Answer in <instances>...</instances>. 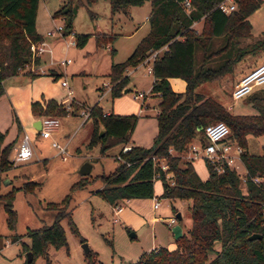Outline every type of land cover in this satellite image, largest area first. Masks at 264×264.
<instances>
[{"label":"trees","instance_id":"trees-1","mask_svg":"<svg viewBox=\"0 0 264 264\" xmlns=\"http://www.w3.org/2000/svg\"><path fill=\"white\" fill-rule=\"evenodd\" d=\"M109 1L112 13L124 15H128L132 6L145 2L150 5L148 34L124 62L111 64L106 79L111 97L120 95L128 84L126 71L143 64L153 52L161 50L151 63L154 81L150 92L158 97L157 134L150 148L131 146L126 153L121 152L124 162L119 161L112 174L101 177L102 187L96 195L112 207L127 199H151L157 178L161 183L162 198L189 201L190 225L173 241L174 248L153 249L132 264H264V145L260 154L252 155L247 151L248 136H264V95L251 98L255 114L239 115L196 92L200 83L222 77L246 52L264 47V39L252 46L240 45L242 40L250 37L248 16L258 9L261 0H230L234 8L229 13L218 8L226 0H188L187 8L182 7L183 0ZM39 2L0 0V96L4 93L3 82L17 76L20 69L32 61L31 44L43 40L36 30ZM74 3L75 0H66L51 17L62 18L63 36L73 34L75 45L83 46L88 35H78L73 30ZM78 4L80 0H77ZM197 22L201 23L199 31L192 27ZM96 39L98 48L111 45L112 37L98 36ZM34 62L38 64L39 58ZM176 78L184 83L181 93L170 87L169 79ZM86 110L94 125L89 147L97 142L104 147L114 143L127 145L137 116L105 114L98 104ZM66 111L65 105L54 99L31 104V113L35 117L64 116ZM214 122L224 123L229 129L228 138L242 149L239 160L245 171L243 188L234 169L224 167L218 173L203 160L207 176L202 180L194 172L191 162L181 163L178 155L170 153L182 152L195 138L204 144L203 128ZM21 132L17 124V135ZM3 142L4 134L0 133V172L13 165L9 156L15 140L7 145ZM152 156L162 159L167 169L161 171L154 167ZM254 178L258 183L252 182ZM39 186L37 182L27 181L20 189L31 193ZM16 190L0 194L9 230L14 229L16 222L12 204ZM66 204V201L48 204L56 211L53 222L27 231L30 245H24L23 251L31 252L32 260L25 264H33L37 256H45L48 261L49 246L59 249L67 245L61 220L66 219L72 234L78 235ZM251 234L260 237L248 240ZM85 257L87 264H102L90 251Z\"/></svg>","mask_w":264,"mask_h":264},{"label":"rangeland","instance_id":"rangeland-1","mask_svg":"<svg viewBox=\"0 0 264 264\" xmlns=\"http://www.w3.org/2000/svg\"><path fill=\"white\" fill-rule=\"evenodd\" d=\"M65 1L40 0L37 24L40 32L46 31L47 24L51 25L50 29L58 25L63 26L62 18L53 19L51 16ZM74 4L75 9L72 17L74 32L78 35H88V39L83 46H71L69 54L72 63L59 68L64 72L59 78V83L61 85L62 81L67 82L68 87L73 91L72 101L69 105H65L67 115L40 117V119L57 118L60 123L59 128L51 133L48 140H44L39 131L30 127L28 119L24 118L22 111L16 115L14 112L5 111L4 105H8V101L0 99V133L4 134V145L11 142L10 135L17 131V124H19L20 127L26 128V134L30 138L34 152L30 161L10 165L8 169L0 172V194L3 195L13 189H18L12 202L16 212L13 230H9L7 227L6 213L3 202L0 201V264H25L26 252L23 251V246L30 245V239L26 235L27 231L50 225L55 218L56 211L49 208L48 204H62L66 201V211L71 213L78 235L72 234L66 219L61 220L67 245L59 249L49 246L47 249L48 261L45 256H37L33 264H87L82 248L83 243L87 244L89 251L102 264H132L142 254L154 248H170L177 237L175 236L176 228L173 229V227L181 229L183 226L188 228L190 225L189 201L162 198L161 183L157 178L153 184V198L129 200L131 203L140 201L141 207L139 212L133 210L131 204H127L126 211L132 210L131 213L134 215L128 222L121 216H114L112 206L96 195V191L102 187L101 177L114 172L119 164L116 157L120 155L125 145L114 143L104 147L103 144L97 142L89 147L94 125L90 118L81 116V112L86 110V106L90 107L94 103H98L104 112L137 116V122L127 146L150 148L157 134L158 97L147 92L153 80L151 70L148 69L151 62L129 68L126 71L128 77L126 93L122 91L120 95L113 98L111 95H107L101 99L104 92L110 89L107 79L104 80L106 85L101 84L97 91L95 90L102 74L108 72L110 61L112 63L124 62L141 39L148 34L150 5L145 2L140 6H132L128 9V15H124L120 12L112 13L109 0H94L93 2L80 0L78 5L75 0ZM258 8L259 13H264V0H261ZM253 17V15L250 16L249 20L252 19V23H258ZM51 18L54 22L51 21ZM43 23L47 24L43 25ZM255 25H260L264 30V17ZM200 26L201 23L197 22L192 27L199 31ZM253 28V31H256V26ZM98 36L112 37L110 43L113 52L107 48L104 50L98 48L96 39ZM68 37L66 36V38ZM257 39L263 40L264 35H259ZM255 40L256 38L253 40L254 43ZM244 42L242 40L240 45L243 46ZM196 55H198L197 51ZM257 56L258 53L255 51L249 52L239 62L234 63V66L222 77L200 83L196 87V92L214 99L233 114L251 115L254 112L251 105V98L254 94L250 93L242 99L232 100L230 82L241 68L249 61L257 59ZM38 77L40 76L32 78L19 76L14 80L10 79L6 81L4 89L18 90L21 99L27 100L31 91L36 90L37 85L32 90L30 88L23 89L19 82ZM169 83L172 91L176 93H181L184 89L183 81L180 79H171ZM259 88L264 95V84ZM142 92L145 93L144 104L148 108H143L139 113L142 100L135 98V95ZM65 97L69 98L66 94ZM81 103H84L85 106L82 107ZM29 110L31 111V107ZM22 119L24 123H21ZM31 131L33 132L32 137L28 134ZM52 141L64 148L65 153L59 154L58 149L51 146ZM192 143L196 144L197 138L193 139L182 152L170 151V153L178 155L181 163L183 161L190 162L188 147ZM263 145L264 136L247 137L249 154H260ZM13 154L14 150L12 149L9 160ZM84 162H89L92 165L87 176H82L77 172ZM191 164L196 175L202 180L205 179L207 170L204 161L202 159L191 161ZM235 169L239 177L243 178V167L240 163L236 164ZM27 181L37 182L40 186L31 193H24L20 188ZM80 183L82 185L78 186L77 184ZM240 185L243 188L242 180ZM154 198H157L160 203L157 210L153 208ZM176 212L180 213L182 219L176 220V224L171 228L165 227L162 222L152 221L157 216L161 218L173 217ZM115 218L117 221L113 222ZM132 233L135 234L134 237L131 236ZM82 240L84 242H81Z\"/></svg>","mask_w":264,"mask_h":264},{"label":"built area","instance_id":"built-area-1","mask_svg":"<svg viewBox=\"0 0 264 264\" xmlns=\"http://www.w3.org/2000/svg\"><path fill=\"white\" fill-rule=\"evenodd\" d=\"M181 5L183 8H187L189 5V1L183 0ZM218 8L223 13H229L230 11L233 10L234 7L231 4L230 0H226L224 2H221L218 5ZM46 36L60 37L64 41L66 47L75 46V39L73 34L68 35L69 36L68 38L63 36L62 25L54 26L52 29L48 30L46 32ZM30 51L32 54V61L26 64L22 69H20V73H28L34 76L42 75V74L48 75L49 74L48 70L44 69L43 67L39 66V64H36L34 62L35 58L37 57L40 58L46 53L49 54L52 53V50L48 46L47 42L42 40L38 43H32L30 46ZM160 51L161 50L153 52L151 56L144 61V63H149V62L152 63L157 53H159ZM69 63H71V59L67 57H62L56 61L54 60L50 61V65H58L61 67L66 66ZM148 69L151 70V65L148 66ZM263 84H264V63H261L250 69L244 75H242L240 79L233 85V88L230 92L231 99L232 100L242 99L247 95H249L254 88L259 87ZM61 86L67 90V97L71 98L73 95V91L68 87L67 82L62 81ZM144 96H145L144 93H136L135 95V98L136 97L140 98L143 103L139 112H142L143 108L144 109L146 108L144 104V100H145ZM88 114L89 113L87 110H83L81 112V116H83L84 118H88ZM58 126H59V120L57 118L47 117L40 119L39 134L41 138L49 139L51 137V133L54 130H56ZM228 136H229V129L224 123L214 122L207 124L203 128V138L205 143L201 144L197 141L196 144L192 143L188 147L190 162L202 159L207 163H209L210 165H212L215 171L218 173L222 172L224 167L236 170L235 169L236 164L240 163L239 156L242 152V149L233 141H231L228 138ZM51 146L53 148L58 149L59 154L65 153V149L60 147L55 141L51 142ZM129 149L130 146L125 145L122 149V153H126ZM13 150H14V154L10 159L13 165L18 163H25L32 159L34 152L30 138L26 133L22 134L18 145ZM116 159L120 162H124V160L121 158L120 155H118ZM151 160L153 162L154 167H158L159 170L165 171L167 169V166L162 161V159L157 158L156 156H152ZM244 173L245 171L243 169V178L240 176L242 181H244ZM157 175L158 174H156L155 177H157ZM252 182L255 184L258 183V179L254 178L252 179ZM127 200H124L122 202H126ZM158 204H159V200L157 198H154L153 208L156 209ZM121 211H122L121 204L113 207V213L115 215H117ZM262 218L264 220V211L262 213ZM113 221L116 222L117 219L115 218ZM175 221H176L175 216L170 217L168 219V223H174Z\"/></svg>","mask_w":264,"mask_h":264},{"label":"crops","instance_id":"crops-1","mask_svg":"<svg viewBox=\"0 0 264 264\" xmlns=\"http://www.w3.org/2000/svg\"><path fill=\"white\" fill-rule=\"evenodd\" d=\"M255 14H257V15H255ZM252 15L254 16L253 17L254 20L256 22H258V23H259V20L262 17H264L263 16L264 13H259V8L256 9L250 16H252ZM250 16H248V22L250 24V37L247 38V39H244L245 42H244V45L243 46L248 45L249 44L248 42H251L249 45H254L257 41H259V39H257L259 37V35H264V32H263L264 30H262V27H260V25H255L256 26V28H255L256 31H253V29H254L253 27H255L254 24H258V23H254L253 22L254 23L253 24L252 23V19H251V21L249 20ZM51 21L54 22L52 18H51ZM38 22H39V13H37V18H36V30H37V33L40 34L43 37V40L47 42L48 46L52 50V53L51 54L46 53L43 56H41L39 58V63L38 64H39V66H41L44 69L48 70L49 71V74L48 75L47 74L35 75V76H40V77H38L37 79H33V80H30V79H28V80H20V82H19L20 83V87H22L23 89L30 88L32 90L34 88V86L37 85L36 86V90L35 91L34 90L31 91V93L28 96V99L27 100H22V99H25V98H22L21 99L20 92L18 90L12 91L10 88L4 89V94L1 95V97H0V99L3 98L4 100H7L8 101V105L5 106L3 104L4 107H5V111L14 112L15 115L18 114V113L20 114V111H22L24 118L25 119H28V122H29L30 127L33 128V130L36 129L37 131L40 130V117L33 116L32 113H31V111L29 110L30 107H31V104L33 102H36V101H40L41 102V101L47 100V99H54V100H56L59 103H62L64 105H69L70 102L72 101V98H68L67 99L65 97V94L67 95V90L64 87H62L60 85V83H59V78L64 73L63 71H61L59 69L61 66H58V65H50V61L51 60L56 61V60H58V59H60L62 57L71 58L70 57V54H69V52H70V49L69 48L71 46L66 47L64 41L60 37H47L46 36V32L48 30H50V28H51V25L50 24L43 23V25H46L47 24L46 25L47 28H46V31L45 32H40L38 30V26H37ZM255 38H256V40H255V43H254L253 40ZM105 48H107L108 50H111L112 49V46L111 45H107L104 48H100V49L101 50H104ZM263 49H264V47L261 48V49L254 50L255 53H258L257 59L252 60V61H249V63L246 64L243 68H241V70L238 72V74L236 76H234V78H232V80L230 82V88H231V90L233 88V85L240 79V77L242 75H244L246 72H248L253 67L257 66L258 64L264 63V51H263ZM248 53L249 52H246L245 54H243V56L240 58V60L245 55H247ZM102 54H104V53H102ZM240 60H238L237 62H239ZM71 63H72V61H71ZM71 63H69V64H71ZM69 64H67L66 66H68ZM111 64H112V61H110V66H109L108 72L102 74V77L100 78V81L96 85V87H95V90L96 91H97L98 87L101 86V84L102 85H106L107 84L106 82H104V80L106 79V76L109 74ZM66 66H63V67H66ZM233 66H234V64H233ZM63 67H61V68H63ZM19 76H28L30 78L33 77V75H30V74H27V73L18 74L17 76H14V77H11V78L6 79L3 82V88H4V85L6 84V81H9L10 79L14 80L16 77H19ZM170 80L171 79H169V82H170ZM153 81L154 80H152V83H153ZM151 87H152V84L149 87V89L147 90V92H149L151 90ZM109 91H110V89H109ZM109 91L106 90L104 92V94L102 95V98L101 99H103L107 95H110L109 94ZM251 93H253L254 96L263 95L262 90L259 87L254 88ZM145 101H146V99L144 100V103H145ZM94 104H98V103H94ZM81 105H82V107L85 106L84 103H81ZM86 108H88V107L86 106ZM146 108H148V107H146ZM104 113L105 114H108V112H104ZM139 113H141V112H139ZM252 114H255V110H254V112ZM21 117H22V115H21ZM21 123H24L23 119L21 120ZM59 125H60V123H59ZM37 128H39V130ZM58 128H59V126H58ZM21 129H22V132H21V135L20 136L17 135V131L16 132H12L11 135H10V141L12 142V141L15 140V144H14L13 149L18 145L19 140H20V137L22 136V134L27 133L26 128H22L21 127ZM28 134L31 137L33 136V132L32 131H31V133L29 132ZM44 140H48V139H44ZM120 204L122 205V211L119 212L117 215H115L113 213V215L114 216H121L127 222L129 221V219H131L134 216L131 213L132 210L126 211L127 210L126 209L127 208L126 207L127 204H131L133 206V210H138L140 212V207H141L140 206V204H141L140 201H133L131 203L129 200H127L126 202H121ZM159 204H158L157 208L154 209V210H157L159 208ZM263 211H264V208H263ZM176 213H178L179 216H180V213L179 212H176ZM170 217L171 216H167V217L161 218V217H158L157 216V217H154L152 221L162 222L165 227L171 228V227H173L176 224V221L174 223H168V219ZM181 219H182L181 216H180L179 219L176 218V220H181ZM186 227L187 226H183L181 229H179L177 227H173V229L176 228L175 229V236L179 237L187 229ZM173 248H174V244L172 243L171 247L170 248H166V249L171 250ZM154 249H157V248H154Z\"/></svg>","mask_w":264,"mask_h":264},{"label":"water","instance_id":"water-1","mask_svg":"<svg viewBox=\"0 0 264 264\" xmlns=\"http://www.w3.org/2000/svg\"><path fill=\"white\" fill-rule=\"evenodd\" d=\"M128 91V89H124L123 90V93H126ZM38 130H39V128H37ZM200 129V127H198L197 128V130H199ZM103 133V130L101 129L100 130V135ZM91 168H92V165L89 163V162H84L81 166H80V168L78 169V173L80 174V175H82V176H87V175H89V173H90V171H91ZM7 183V182H6ZM175 218H177V219H179L180 218V216H179V214L178 213H176L175 215ZM131 236H135V234H131ZM260 236L258 235V234H251V235H249L248 237H247V239L248 240H254V239H258ZM82 248H83V250H84V253H85V255L86 254H88V252H89V248H88V246H87V244H85V243H83L82 244ZM31 260H32V255H31V252H27L26 253V261L27 262H31Z\"/></svg>","mask_w":264,"mask_h":264}]
</instances>
